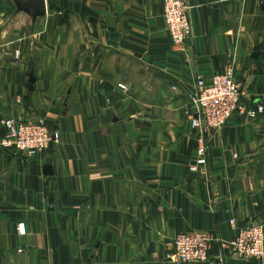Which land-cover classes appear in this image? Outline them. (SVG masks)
Returning a JSON list of instances; mask_svg holds the SVG:
<instances>
[{
  "label": "crops",
  "instance_id": "obj_1",
  "mask_svg": "<svg viewBox=\"0 0 264 264\" xmlns=\"http://www.w3.org/2000/svg\"><path fill=\"white\" fill-rule=\"evenodd\" d=\"M189 2L179 54L164 0H0V142L8 117L62 135L34 156L0 146V264H187L167 257L181 232L264 224V112L208 134L192 171L190 104L197 76L234 69L246 109L264 107V0Z\"/></svg>",
  "mask_w": 264,
  "mask_h": 264
},
{
  "label": "built area",
  "instance_id": "obj_2",
  "mask_svg": "<svg viewBox=\"0 0 264 264\" xmlns=\"http://www.w3.org/2000/svg\"><path fill=\"white\" fill-rule=\"evenodd\" d=\"M190 9L189 0H164V19L171 37V46L180 54L187 52V42L192 36ZM119 86L126 89V85ZM172 88L178 90L180 85L174 82ZM243 96L244 92L236 79L234 69L217 73L210 81L201 76L196 77L195 87L190 93V104L196 108L192 124L200 130L201 144L199 159L191 166L192 171H197L198 165L206 164L208 134L226 125L236 115L255 118L258 113L264 112L263 106H259L258 111L247 110ZM3 123L6 135L0 146L11 151L34 156L61 142V133L51 130L44 121H24L8 117ZM18 230L24 234V224H20ZM215 243L228 247L234 255L242 258H263L264 224L249 223L240 228L229 241L217 239L208 231L180 233L173 241V254L169 257L181 263L223 264L220 259L211 257V249Z\"/></svg>",
  "mask_w": 264,
  "mask_h": 264
},
{
  "label": "water",
  "instance_id": "obj_3",
  "mask_svg": "<svg viewBox=\"0 0 264 264\" xmlns=\"http://www.w3.org/2000/svg\"><path fill=\"white\" fill-rule=\"evenodd\" d=\"M45 12H46V9L45 8H42L41 14L43 15V14H45ZM32 77H33V75H32ZM31 81L34 82L35 81V78L33 77ZM46 168H47V171H48L47 173H50V174L53 173L51 166H46Z\"/></svg>",
  "mask_w": 264,
  "mask_h": 264
},
{
  "label": "rangeland",
  "instance_id": "obj_4",
  "mask_svg": "<svg viewBox=\"0 0 264 264\" xmlns=\"http://www.w3.org/2000/svg\"><path fill=\"white\" fill-rule=\"evenodd\" d=\"M173 51H174V50H173ZM179 54H180V53H179ZM181 54H184V53H181ZM126 88H127V86H126ZM171 89L173 90L172 85H171ZM29 121H31V120H29ZM34 122H40V121H34ZM56 131H58V130H56ZM61 136H62V135H61ZM59 144H60V142L58 143V145H59ZM206 156H207V155H206ZM197 160H198V159H197ZM181 233H185V232H181ZM178 235H179V234H178ZM178 235H177V236H178ZM177 236H176V237H177ZM176 237H175V238H176ZM220 246H221V245H220ZM171 254H173V252L168 253V254H167V257H168V259H170V260H174V259H172V258L169 257V255H171ZM174 261H175V260H174ZM176 262H177V261H176ZM178 263H181V262H178ZM187 264H193V263H187Z\"/></svg>",
  "mask_w": 264,
  "mask_h": 264
}]
</instances>
